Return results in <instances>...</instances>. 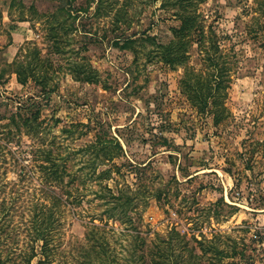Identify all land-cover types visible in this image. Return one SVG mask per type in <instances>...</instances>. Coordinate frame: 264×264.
<instances>
[{
    "label": "rangeland",
    "instance_id": "1",
    "mask_svg": "<svg viewBox=\"0 0 264 264\" xmlns=\"http://www.w3.org/2000/svg\"><path fill=\"white\" fill-rule=\"evenodd\" d=\"M177 4L105 0L96 8V0H0V264H80L87 226L99 216L106 227L148 242L167 239L175 228L193 246L177 250L180 264H195L192 253L200 250L194 239L225 249L235 242L244 250L222 264H264V50L258 46L264 16L257 0H197L193 6L204 30L230 35L221 42L226 49L232 44L230 60L237 62L226 101L230 114L213 125L180 94L181 66L159 56L175 39ZM133 33L136 52L118 47ZM189 34L183 37L188 63L199 68L198 39ZM29 45L46 56V87L16 80L13 61L23 59ZM88 73L95 79H83ZM96 135L121 145L98 166L109 174L102 181L133 201L110 212L98 200L61 205L45 252L34 226L47 214L49 187L60 192L67 176L63 183L46 182L38 167L41 149L69 155L77 168L90 157L82 149ZM137 240L123 235L119 243L129 249Z\"/></svg>",
    "mask_w": 264,
    "mask_h": 264
},
{
    "label": "trees",
    "instance_id": "2",
    "mask_svg": "<svg viewBox=\"0 0 264 264\" xmlns=\"http://www.w3.org/2000/svg\"><path fill=\"white\" fill-rule=\"evenodd\" d=\"M103 1L105 0H96V8L100 7ZM176 1L182 9L181 13L175 14L180 23L171 28L175 39H170L169 43L160 50L159 56L169 66H181L182 72L178 79L180 94L198 113L210 115L213 125H217L230 114L226 101L232 81V68L237 62L230 60V57H235L232 44L226 49L221 42L222 39H229L230 35L225 34L220 37L214 28L210 27L204 30L201 23L202 17L193 8L197 0H194L195 3H192L191 0ZM257 3V9L264 16V0H257ZM262 29L264 34V26ZM187 31H189L187 34L191 32L189 35L194 34L198 39L197 45H199V54L201 55L199 68L188 63L189 54L186 46L188 41L183 39L187 35L184 34ZM134 34L123 36L118 47L131 49L133 53L136 52L133 44L138 38L134 37ZM144 38L153 41L149 35ZM118 39L114 40L115 44H119ZM258 46L264 50V41H260ZM27 49L29 51L23 54L24 58L14 59L12 64L17 82L24 85L29 79H32L42 87L48 86L46 82L48 68L44 64V61H47L46 56H42L41 50L35 45H29ZM29 55L32 56L31 59H28ZM83 79L92 81L95 76L88 73ZM41 150L43 156L38 167L43 172L46 182L50 184L56 180L63 183L64 175L67 176L60 192L49 187V193L46 194L50 200L47 214L39 220L40 223L35 219L37 222V226H34L35 238L43 240L42 249L45 252L48 250L50 240L54 238L53 223L57 219L55 212L61 205H78L83 199L91 204L98 200L101 204L105 203L106 211L110 212L114 207H123L122 205L133 201L131 195H124L125 191H114L108 183L102 181V178L109 177V174H106L107 171H97L100 163L112 159L117 155V152L121 151V145L115 138L106 139L101 135H96L94 141L82 149L89 151L90 153L87 151L83 153L89 154L90 157L84 159L82 165L77 168H74V165H69V155H62L61 158L59 153L54 152L50 147ZM37 151L40 150L31 152L33 159L38 157ZM58 158H61V161ZM105 174L107 177L104 176ZM92 183H95L96 187H92ZM84 188L93 193V196L86 197ZM40 204L44 205L42 202ZM108 215L110 216L109 213ZM96 219L99 221L98 223L95 222ZM104 220L102 216L91 217L84 236V243L80 246L82 248L80 264H180L183 259L181 257L177 260L179 257L177 250L190 249L189 240L175 228L169 231L167 239L155 237L149 243L145 236L138 233L120 231L112 225L106 227ZM123 235H130L138 240L133 242L128 249L119 243V238ZM194 240L200 250V253H192L195 264L200 263L202 258L207 259L210 264H222V261L227 257L235 258L238 253H240V257L244 256V250H238L235 242L225 244L228 246L225 249L224 247L220 248L218 242L213 244L202 239ZM191 250L193 251V246ZM233 261L234 259L231 262Z\"/></svg>",
    "mask_w": 264,
    "mask_h": 264
},
{
    "label": "crops",
    "instance_id": "3",
    "mask_svg": "<svg viewBox=\"0 0 264 264\" xmlns=\"http://www.w3.org/2000/svg\"><path fill=\"white\" fill-rule=\"evenodd\" d=\"M17 30H18V28H17ZM18 31H19V30H18ZM26 31H27V32H29V31H30V29H27ZM22 35H23V33H22Z\"/></svg>",
    "mask_w": 264,
    "mask_h": 264
}]
</instances>
